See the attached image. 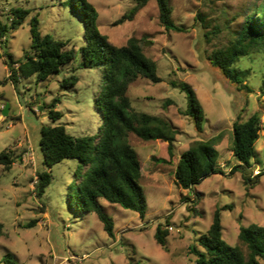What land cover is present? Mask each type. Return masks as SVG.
<instances>
[{"label":"rangeland","instance_id":"rangeland-1","mask_svg":"<svg viewBox=\"0 0 264 264\" xmlns=\"http://www.w3.org/2000/svg\"><path fill=\"white\" fill-rule=\"evenodd\" d=\"M65 0H0V20L10 26L13 8L30 11L29 16L8 33L6 48L0 43V155L10 152L14 160L10 170L0 165V264H197L190 247L209 230L216 209H222V234L231 246L241 245L240 226H264V57L244 58L239 65L249 71L247 85L252 92L239 90L222 72L212 67L208 56L226 46L231 31L239 28L248 0H169L174 22L184 32L166 31L159 21L157 0H149L134 20L117 25L136 0H89L99 12L98 28L116 46H125L131 38L141 40L145 54L156 62L162 79L153 83L138 78L129 85L128 96L136 112L159 116L173 123L178 134L172 154L162 141H144L130 134L128 143L139 155L145 174L142 187L147 212L140 214L120 205L103 201V212L114 222L115 238L109 237L96 213L78 212L69 206L68 186L75 182L78 160L66 159L51 169L43 164L40 150L44 126H64L75 137L94 135L101 115L93 98L101 93L104 76L98 68H78L80 48L85 45L84 24ZM201 13L208 30L219 26L222 32L210 42L204 38ZM39 20L42 35L51 34L77 50L74 63L45 81L37 76L22 79L17 90L4 62L7 49L15 60L30 51V21ZM75 74L74 87L62 82ZM190 84L201 100L207 120L199 131L194 121L183 114L187 110L184 92L171 81ZM58 100L55 110L62 114L53 121L49 106ZM170 100L167 107L166 102ZM9 105L7 116L3 114ZM262 116V132L256 145L253 166L232 172L237 160L232 153L233 123L246 121L255 112ZM221 134L217 146V173L199 185L185 190L176 184L175 172L182 153L193 142L209 140ZM51 171L53 180L42 196L36 186L38 172ZM159 225L169 227L165 246L155 238ZM246 250V248L243 246Z\"/></svg>","mask_w":264,"mask_h":264},{"label":"trees","instance_id":"trees-1","mask_svg":"<svg viewBox=\"0 0 264 264\" xmlns=\"http://www.w3.org/2000/svg\"><path fill=\"white\" fill-rule=\"evenodd\" d=\"M136 5L117 21V25L132 21L147 5L149 0H136ZM159 21L166 31L184 32L172 17L173 10L169 0H157ZM63 5L79 16L84 24L85 45L80 48L82 61L78 68H98L104 76L101 93L95 94L94 105L101 115V125L94 135L72 136L60 126H44L41 130L40 150L43 164L51 169L66 159L78 160L74 172L75 182L68 186L69 206L78 212L96 213L111 238H115L114 222L103 212V201L120 205L126 210L140 214L144 218L147 201L141 185L145 174L136 150L128 143L130 134L144 141H162L168 144L172 154L178 131L172 122L159 116L136 112L128 96L129 85L138 78L153 83L162 79L158 75L156 62L144 52L141 40L131 38L125 46L112 44L98 28L99 12L89 0H65ZM242 22L239 28L231 31L229 43L212 51L208 60L212 67L219 69L225 79L236 86L252 92L247 85L249 71L239 65L244 58L254 55L264 57V0L245 2ZM30 14L20 7L9 12L10 26L0 20V43L6 48L8 33L16 29ZM203 29H209L205 17L199 13L196 17ZM222 32L219 26L205 31L206 42ZM31 46L20 60H15L7 49L4 50V62L9 75L5 82H11L17 90L22 79L37 76L45 81L60 73L65 65L76 61L78 52L68 47V42L51 34L42 35L39 20L35 16L30 21ZM79 78L73 74L62 82L64 87H74ZM170 85L180 89L187 97V110L183 114L190 117L196 128L201 131L207 114L193 87L181 81H171ZM264 93V86H263ZM56 99L49 106V118L56 121L62 114L55 110ZM172 101L168 100L167 107ZM262 132V116L255 112L248 120H236L233 123L232 153L237 165L232 172L245 173L253 166L257 156L256 145ZM223 136L219 134L209 140H198L182 153L175 172L176 184L185 190L199 185L204 179L222 173L219 168L218 144ZM14 160L10 152L0 155V165L10 170ZM36 192L42 196L51 185V171L38 172ZM222 209H216L212 224L198 241L190 247V254L197 264H264V226H240L241 245L231 246L225 242L222 234ZM0 223V237L3 235ZM169 235L167 229L159 225L155 238L164 247ZM8 264H13L12 262Z\"/></svg>","mask_w":264,"mask_h":264},{"label":"water","instance_id":"water-1","mask_svg":"<svg viewBox=\"0 0 264 264\" xmlns=\"http://www.w3.org/2000/svg\"><path fill=\"white\" fill-rule=\"evenodd\" d=\"M8 113H9V105H6L5 108H4V110H3V114H4L5 116H7Z\"/></svg>","mask_w":264,"mask_h":264},{"label":"built area","instance_id":"built-area-1","mask_svg":"<svg viewBox=\"0 0 264 264\" xmlns=\"http://www.w3.org/2000/svg\"><path fill=\"white\" fill-rule=\"evenodd\" d=\"M168 230L173 231V228L172 227H169Z\"/></svg>","mask_w":264,"mask_h":264}]
</instances>
